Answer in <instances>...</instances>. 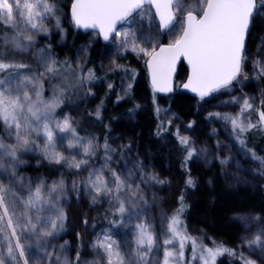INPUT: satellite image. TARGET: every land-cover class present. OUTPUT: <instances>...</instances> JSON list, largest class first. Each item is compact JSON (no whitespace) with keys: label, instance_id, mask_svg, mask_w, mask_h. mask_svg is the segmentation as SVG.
Here are the masks:
<instances>
[{"label":"rangeland","instance_id":"rangeland-1","mask_svg":"<svg viewBox=\"0 0 264 264\" xmlns=\"http://www.w3.org/2000/svg\"><path fill=\"white\" fill-rule=\"evenodd\" d=\"M50 2L56 5V16L59 17L60 23L61 6L64 0H50ZM183 3L186 7H191L194 14L200 11L198 0H183ZM177 17L179 20L183 19V15L179 12ZM16 21H20L18 15ZM55 24L54 18L46 17L43 25L48 31L37 32L33 43L38 42L40 35L50 34L54 29H58ZM25 26L22 22L19 23V27ZM252 27L253 33L251 32L249 37L241 77L232 87L222 90L207 100L193 99L180 89L188 73L187 68L181 66L170 104L162 109H159L156 104V94L150 83L147 69L149 57L132 51L131 45L120 47L118 38H112L108 44L101 46L100 63L104 71L111 72L123 68L135 72L134 78L122 82L118 90V99L120 101L131 99L134 108L123 111L114 119L109 124L106 135L96 140L79 136L81 143L92 140L97 146L96 154L92 157H85L82 149L61 147V144L66 146L69 143L70 133H61L54 129V135L58 141L57 148L63 155L75 156L77 160L87 159L88 168L87 170L83 166L80 169L68 168L63 163L57 164L47 160L50 164L63 167L66 174L57 176L51 183L42 180L46 186L63 180L64 195L71 194V191L75 189L87 200H93L96 193L86 186V180L90 172L101 169L105 165V149L102 145L107 142L110 149L114 151L108 153L111 159L107 161V167H103V177L111 181L113 179L111 171H115L122 178L131 173L129 182L135 190V195L133 196L127 187L125 191L133 200L135 207L126 203L129 211L124 216L120 215V222L116 226L100 227L90 240L79 243V251L81 250L82 253L79 263L74 257L69 256V252L65 251L64 247L53 246L50 243L51 247L47 249V252L51 255L44 260V263L55 264V257L59 255L62 259L66 258L69 264H108L104 250L94 247L98 241L104 239L105 235L111 236L116 241L121 253L127 259L128 252L135 248L134 225L144 223L150 224L157 242L161 245L160 250L154 249L149 255V262L162 264L164 247L162 242L167 238L164 233L171 217L179 212L180 228L190 237L195 238L198 245L213 249L223 246L236 253L229 255L225 252L217 256L215 264H244L241 257L254 261L255 264H264V248L258 244H250L257 235L264 240V231H262L264 230V163H262L264 156L255 153L246 144L245 135L252 128L238 134L229 121L220 118L224 115L239 114L243 101L247 99L252 104V110L244 112L240 119L248 118L253 125L260 126L264 130V124L259 123V112L264 111V45L261 43L264 40V0L257 7ZM30 31L35 30L30 29ZM117 31L122 33L132 31L138 38L143 36V39H138L137 43L140 47L151 50L150 44L157 45L158 49L159 46L170 43L174 36L179 34V26L177 25L175 32L171 30L168 34L161 35L152 8L146 6ZM98 41H100L99 36L96 33H90L87 41L77 47L73 62L76 69L83 67L90 47ZM43 53L50 54L51 59L55 61V74L45 72L41 60ZM35 56L39 71L34 74L43 82L45 99L51 98L54 92L57 94L61 90L65 92V87L67 90L71 89L69 92H74L73 89L76 90L79 87L81 96H89L84 104L87 114L95 117L98 116L97 112L101 113L107 94L114 88L112 80L94 79L90 70L84 71L81 82L80 78L70 81L67 77L70 74L66 70L61 77H57L59 72L57 62L51 48L44 43L36 46ZM40 73L45 75L40 77ZM182 96H188L189 99L181 101ZM217 113L220 116L212 115ZM55 117L57 120L67 117L72 123L70 113L60 106L55 111ZM157 129L160 131L156 132ZM181 138H187L188 145L182 144ZM192 149L195 150L194 155L187 159L188 151ZM8 159L10 158H6L5 167H8ZM15 171L17 177H22L17 167ZM207 174L220 177L222 183L231 190L247 191L254 199L259 198L262 201L261 203L255 201V205H251L254 207L233 210L227 214L225 224L233 230V235L227 237L228 239L221 235L224 230L216 229L213 220L205 218L204 215H197V210L194 208L199 194L202 193L203 179ZM8 179V176L0 172V181L7 183ZM189 179L192 180V184L187 183ZM40 180L41 178L36 179L33 185ZM121 197L124 198V194H121ZM65 198L61 196L60 206ZM95 200L104 211L116 212L118 205L109 197L101 194L96 196ZM185 202H189L191 206L186 219L182 217ZM137 213L140 215L137 216ZM61 232L54 239H57ZM188 242L191 245V242ZM178 246L177 242L176 248L168 247L175 251ZM30 254L35 255L32 261L38 264L42 261L41 256L44 250L36 249L34 246ZM182 264H203V261L199 258L194 259L192 254L190 259L184 258Z\"/></svg>","mask_w":264,"mask_h":264},{"label":"snow or ice","instance_id":"snow-or-ice-1","mask_svg":"<svg viewBox=\"0 0 264 264\" xmlns=\"http://www.w3.org/2000/svg\"><path fill=\"white\" fill-rule=\"evenodd\" d=\"M154 4L159 16L160 27L176 31L179 34L167 46L150 44L151 50L140 47L138 38L132 31L120 32L116 30L117 22L127 21L133 11L141 9L144 3ZM200 11L194 14L191 7H186L183 0H74L71 15L77 27L85 29L98 28L103 38H118L120 47L131 45L132 51L143 53L149 57L147 61L151 71L152 85L161 92L171 91V77L177 60L184 57L191 67V74L183 86L198 93L201 98L210 93L228 87L236 80L241 72V65L245 41L249 26L256 8V0H198ZM56 5L50 0H0V23L14 29L11 36L5 35L0 40L6 47L16 51H26L34 41L37 32H47L43 21L54 18L55 26L60 27L59 17L56 16ZM183 19L177 21V13ZM20 21H16V16ZM22 22L25 27H19ZM35 30V31H30ZM114 34V37H113ZM27 41L28 44L24 42ZM145 42H149L145 40ZM264 45V40H262ZM3 53H0V57ZM46 73L55 74V61L50 54L41 55ZM28 68L27 65L5 62L0 58V125L3 126L4 136H0V172L8 176V182L0 181V264H29L35 255L30 250L43 249L41 260L48 259L51 247L48 238H55L63 229L66 219L59 201L64 193V181L60 180L46 186L41 179L36 185H24L22 179L16 176V166L24 163L18 158L19 152L39 150L49 162L61 164L68 168L87 170L88 160H77L75 156H65L57 148V138L54 129L61 133H70L71 139L65 146L67 149H82L85 157L96 154L97 146L92 140L81 143L70 120L65 117L57 120L55 111L62 102L60 95L54 92L49 99L44 98L43 82L34 73H21L19 69ZM45 73H40V77ZM129 87H131L129 85ZM252 110V104L247 99L243 101L241 112L236 116L224 115L220 117L232 124L233 130L239 133L255 127L248 118L241 120L244 112ZM99 115V112H97ZM220 116V114H212ZM247 121V122H245ZM259 123L264 124V111L259 112ZM5 136L13 141L5 142ZM182 144L188 145L187 138H181ZM241 143L243 141L241 140ZM105 149V165L111 159L107 142L102 145ZM195 150L188 151L187 159L194 155ZM6 158L8 167H5ZM259 159V158H258ZM264 163V160H262ZM103 167L89 173L86 186L96 193L107 196L118 205L116 212L124 216L129 211L126 203L135 207L133 200L125 191L126 187L135 195V190L129 182L131 173L122 178L115 171H111L112 180L103 177ZM192 184V180L187 181ZM20 186V189L17 186ZM75 187V182L74 185ZM26 188V191L22 189ZM138 188V185H137ZM124 194V198L121 197ZM96 196L93 197L95 201ZM142 198V197H141ZM137 216L140 214L137 213ZM87 224V221H85ZM179 212L171 217L163 240L162 264H182L184 260L185 243L190 241L193 258H199L203 264H215L216 257L227 252L235 255L233 250L217 246L204 248L198 245L195 238L190 237L180 228ZM135 248L128 252V258L121 253L119 245L111 236L105 235L94 247L104 250L108 264H150L149 255L154 249L160 250L150 224L138 223L134 225ZM264 231V230H262ZM178 248L173 251L168 246ZM67 243V242H65ZM250 244H258L264 248V240L257 235ZM61 248L64 245L60 246ZM244 264H255L245 257H241ZM79 260V253H77ZM55 264H69L66 258L55 257ZM160 264V262H158Z\"/></svg>","mask_w":264,"mask_h":264},{"label":"trees","instance_id":"trees-1","mask_svg":"<svg viewBox=\"0 0 264 264\" xmlns=\"http://www.w3.org/2000/svg\"><path fill=\"white\" fill-rule=\"evenodd\" d=\"M73 0H64V4L61 6V22L58 29H52L50 34H42L39 36L37 43H31L26 51H16L10 47L3 45L0 40V53H3L2 58L5 62H14L18 64L27 65L28 68L19 69L21 73H38L39 64L36 59V46L44 43L51 48V52L57 62L58 76L66 70L70 75H67L70 81L72 79L80 78L84 71L90 70L94 79H109L113 81L114 88L107 94L101 113L98 116L88 115L84 109V104L88 101L89 96H81L82 94L78 91L79 87L74 92H69L65 87V92L60 95L61 103L60 107L63 110H67L71 117L73 127L78 136L96 140L100 136L106 135L109 130V124L116 119L123 111L131 110L134 108V103L131 99L119 100L118 90L119 86L124 81H130L135 76V72L131 69H115L111 72H106L102 69L100 63V50L103 45L100 41L92 45L89 49L88 57L81 69H76L73 65L74 56L76 49L79 45L87 41L88 35L79 32L73 25L70 17V7ZM262 3V0H258V5ZM254 22V19H253ZM252 22V25H253ZM251 26V32L252 31ZM250 32V35H251ZM14 34V29L0 23V38L5 35L11 36ZM249 35V37H250ZM28 44V42H24ZM248 44L246 52L248 50ZM184 67V66H183ZM148 69V68H147ZM135 71V70H134ZM4 73H0L2 77ZM63 85L61 84V88ZM59 88V87H58ZM60 88V89H61ZM156 94V104L159 109L166 108L170 104L172 94L168 96H161ZM181 101L188 100V96H182ZM183 103V102H182ZM160 131L159 129L156 132ZM159 134V133H158ZM0 136H4L3 126L0 125ZM246 144L255 153L264 156V130L260 126H255L245 135ZM6 143H12L10 139L5 136ZM22 157L21 160L24 163L16 166L22 175L20 177L24 185L31 183L38 179H44L48 183H51L57 176L66 174L63 167L57 164H50L41 154L40 151H28L19 152L18 158ZM210 171V170H208ZM209 173V172H208ZM216 173V172H215ZM220 178V177H219ZM215 174H207L203 179L202 193L199 194L198 200L194 206L197 210V215H204L205 218H210L214 222V227L218 230H224L221 235L230 237L232 234V227L225 224L226 216L228 213L238 210L247 209L252 204L261 203L262 201L254 199L249 192L244 190H231L227 188ZM20 189V186H17ZM26 191L27 189H22ZM65 196L67 198H65ZM65 198L61 203L66 219L63 222V229L61 235L57 238H50L47 243L61 246L64 245L65 251L69 252V256L75 258L76 262L82 259L81 250L79 251V243L90 240L94 235L95 231L100 227H114L120 222V215L116 212L104 211L97 200H87L80 194L79 191L73 190L69 195L63 193ZM190 203L185 202L183 204L182 217L186 219L187 213L190 210ZM259 207V206H258ZM87 221V224H85ZM67 242V243H65ZM41 250V249H39ZM77 253H79V260L76 259ZM192 255V247L189 242L185 243L184 258L190 259ZM70 256V257H71ZM29 264H34L30 259ZM38 264L44 263V260ZM73 264V263H70Z\"/></svg>","mask_w":264,"mask_h":264},{"label":"water","instance_id":"water-1","mask_svg":"<svg viewBox=\"0 0 264 264\" xmlns=\"http://www.w3.org/2000/svg\"><path fill=\"white\" fill-rule=\"evenodd\" d=\"M73 2H74V0L72 1V3H73ZM146 6H150V7L152 8V10H153V12H154V14H155L156 20H157V22H158V24H159V27H160L159 16L156 14V9H155L154 4H149V3L145 2L144 5H143V7H146ZM71 7H72V4H71ZM71 7H70V17H71V20H72ZM143 7H142V8H143ZM257 7H258V0H256V8H255V10H254V12H253V16H252L251 23H250V26H249L248 35H247V38H246V41H245V48H244V53H243L244 57H245V53H246V48H247V44H248L249 35H250V32H251L252 22H253V19H254V16H255V13H256ZM142 8H141V9H142ZM141 9L134 10L132 16L129 17L128 20H129L130 18H132L133 16H135V15H136ZM176 18H177V21H178L179 19H178L177 15H176ZM128 20H127V21H128ZM127 21H124V22H117V24H116V30H118V29H119L122 25H124ZM72 23H73L74 27H75L79 32H81L82 34L88 35V34H90V33H96V34L99 36V40H100V42H101L103 45L108 44V43L110 42V40L112 39V38H110L109 40L106 41V40L103 38V35L100 33V31H99L98 28H96V29H93V28L85 29V28H82V27H77V26L74 24L73 20H72ZM170 31H171V29H164V28H161V27H160V33H161V35H166V34H168ZM113 37H114V34H113ZM167 45H168V44H165V45H162V46H167ZM157 50H158V49H157ZM243 64H244V61L242 62V65H241V72L238 74L236 80H233L232 83H231L228 87H226V88H222V89H220L219 91H216V92L210 93L208 96H205L204 98H201V97L198 95V93L192 92L190 88H185V87L183 86L184 84L187 83L188 78H189V76H190V74H191V67H190V65L187 63V60H186L184 57H180V58L177 60L176 64H175V67H174V70H173V73H172V77H171V89H172L171 91L161 92V91L156 90V89L153 87V85H152L151 71H150V69H149V67H148V64H147V68H148V73H149V77H150V83H151V86H152L154 92L157 93V94H159V95H161V96H168V95H171V94L174 93V90H175V83H176V80H177V76H178V72H179L180 67H181V66L186 67L187 70H188L187 78H186V80L184 81V83L182 84V86H181V88H180L181 91L184 92L185 94L189 95V96L192 97L193 99H196V100H207V99L211 98L212 96L218 94V93L221 92L222 90H225V89H227V88L232 87V86H233V85L239 80V78L241 77V73H242V69H243Z\"/></svg>","mask_w":264,"mask_h":264}]
</instances>
